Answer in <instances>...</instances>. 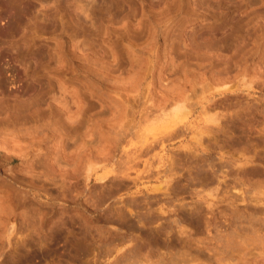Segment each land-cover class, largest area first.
I'll return each mask as SVG.
<instances>
[{
  "label": "rangeland",
  "instance_id": "374dc122",
  "mask_svg": "<svg viewBox=\"0 0 264 264\" xmlns=\"http://www.w3.org/2000/svg\"><path fill=\"white\" fill-rule=\"evenodd\" d=\"M0 264H264V0H0Z\"/></svg>",
  "mask_w": 264,
  "mask_h": 264
},
{
  "label": "bare ground",
  "instance_id": "6f19581e",
  "mask_svg": "<svg viewBox=\"0 0 264 264\" xmlns=\"http://www.w3.org/2000/svg\"><path fill=\"white\" fill-rule=\"evenodd\" d=\"M173 107H174V108H173V111H172V110H171V111L173 112V115L175 116V114H176V112H177V110H178V107H175V106H173ZM238 190H239V189H238Z\"/></svg>",
  "mask_w": 264,
  "mask_h": 264
}]
</instances>
